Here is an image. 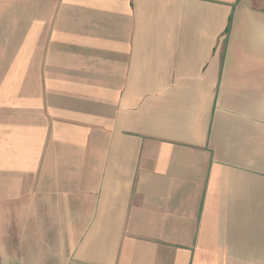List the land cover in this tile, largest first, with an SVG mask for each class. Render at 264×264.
Segmentation results:
<instances>
[{
    "label": "crops",
    "instance_id": "obj_1",
    "mask_svg": "<svg viewBox=\"0 0 264 264\" xmlns=\"http://www.w3.org/2000/svg\"><path fill=\"white\" fill-rule=\"evenodd\" d=\"M0 264H264V0H0Z\"/></svg>",
    "mask_w": 264,
    "mask_h": 264
}]
</instances>
